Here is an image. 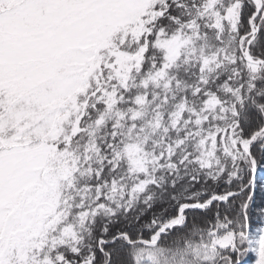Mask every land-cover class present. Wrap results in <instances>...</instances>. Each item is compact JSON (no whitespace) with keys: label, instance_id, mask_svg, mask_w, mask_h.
Instances as JSON below:
<instances>
[{"label":"snow or ice","instance_id":"snow-or-ice-1","mask_svg":"<svg viewBox=\"0 0 264 264\" xmlns=\"http://www.w3.org/2000/svg\"><path fill=\"white\" fill-rule=\"evenodd\" d=\"M0 264H264V0H0Z\"/></svg>","mask_w":264,"mask_h":264}]
</instances>
